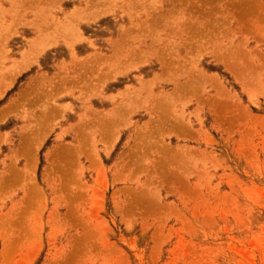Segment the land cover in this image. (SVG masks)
Listing matches in <instances>:
<instances>
[{
  "label": "rangeland",
  "instance_id": "374dc122",
  "mask_svg": "<svg viewBox=\"0 0 264 264\" xmlns=\"http://www.w3.org/2000/svg\"><path fill=\"white\" fill-rule=\"evenodd\" d=\"M0 264H264V0H0Z\"/></svg>",
  "mask_w": 264,
  "mask_h": 264
}]
</instances>
